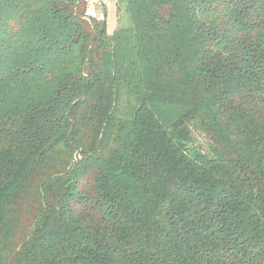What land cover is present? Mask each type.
<instances>
[{
    "label": "trees",
    "instance_id": "obj_1",
    "mask_svg": "<svg viewBox=\"0 0 264 264\" xmlns=\"http://www.w3.org/2000/svg\"><path fill=\"white\" fill-rule=\"evenodd\" d=\"M117 5L0 0V264H264V0Z\"/></svg>",
    "mask_w": 264,
    "mask_h": 264
},
{
    "label": "crops",
    "instance_id": "obj_2",
    "mask_svg": "<svg viewBox=\"0 0 264 264\" xmlns=\"http://www.w3.org/2000/svg\"><path fill=\"white\" fill-rule=\"evenodd\" d=\"M117 0H101L95 7L90 8V12L95 14L102 12L106 21V29L109 34L113 33L118 26Z\"/></svg>",
    "mask_w": 264,
    "mask_h": 264
},
{
    "label": "built area",
    "instance_id": "obj_3",
    "mask_svg": "<svg viewBox=\"0 0 264 264\" xmlns=\"http://www.w3.org/2000/svg\"><path fill=\"white\" fill-rule=\"evenodd\" d=\"M101 0H83V2L86 5V11H85V15L86 16H93V17H97L100 18L102 17V12L98 11L97 13L93 14L90 12V8L91 7H95V5H97L98 3H100Z\"/></svg>",
    "mask_w": 264,
    "mask_h": 264
},
{
    "label": "rangeland",
    "instance_id": "obj_4",
    "mask_svg": "<svg viewBox=\"0 0 264 264\" xmlns=\"http://www.w3.org/2000/svg\"><path fill=\"white\" fill-rule=\"evenodd\" d=\"M120 15H121V23L120 24L126 25V16H125L124 12L121 11ZM118 21H119V19H118Z\"/></svg>",
    "mask_w": 264,
    "mask_h": 264
},
{
    "label": "water",
    "instance_id": "obj_5",
    "mask_svg": "<svg viewBox=\"0 0 264 264\" xmlns=\"http://www.w3.org/2000/svg\"><path fill=\"white\" fill-rule=\"evenodd\" d=\"M192 154L193 155H196L197 154V150L193 151Z\"/></svg>",
    "mask_w": 264,
    "mask_h": 264
}]
</instances>
